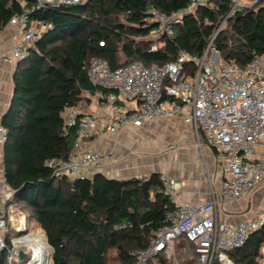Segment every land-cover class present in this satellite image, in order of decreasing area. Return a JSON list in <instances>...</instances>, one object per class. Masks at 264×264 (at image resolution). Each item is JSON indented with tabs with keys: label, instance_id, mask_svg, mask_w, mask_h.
Masks as SVG:
<instances>
[{
	"label": "trees",
	"instance_id": "obj_1",
	"mask_svg": "<svg viewBox=\"0 0 264 264\" xmlns=\"http://www.w3.org/2000/svg\"><path fill=\"white\" fill-rule=\"evenodd\" d=\"M189 2L86 0L56 6L39 5L37 0H0L2 28L25 8L32 9V21L44 25L16 65L12 98L0 125L7 136L4 176L29 221L44 230L46 241L53 246L54 264H108L113 250L119 264H136L135 253L147 248L154 233L169 223L167 214L173 202L163 190L161 172L127 179L102 172L92 177L56 178L46 162L52 157L66 158L75 148L77 130L65 124L63 111L77 105L84 92L106 95L112 91L91 81L88 69L93 57L104 58L115 68L137 59L162 66L182 50L194 56L204 53L230 11L231 0H212L197 8L171 36L153 40L151 29L144 27L152 4L172 12ZM213 46L223 59H234L240 65L249 63L255 53L264 54V0L237 10ZM185 242L195 247L182 235L175 240L174 251L176 245L178 251L183 249ZM263 246L264 224L230 252L232 264H259ZM6 255V251L0 253V264H8ZM167 257L159 253L146 264L166 263ZM178 257L180 264L201 261L197 250ZM212 264L221 263L215 259Z\"/></svg>",
	"mask_w": 264,
	"mask_h": 264
},
{
	"label": "built area",
	"instance_id": "obj_2",
	"mask_svg": "<svg viewBox=\"0 0 264 264\" xmlns=\"http://www.w3.org/2000/svg\"><path fill=\"white\" fill-rule=\"evenodd\" d=\"M86 0H37L39 5H70ZM212 0H190L179 10L162 11L151 5L145 14L144 27L151 29L150 38L171 36L186 15ZM258 0H231L232 7L217 26L204 53L194 56L180 51L177 58L162 66L146 64L137 59L112 67L101 57L89 63V77L98 86L112 90L101 94L103 103L111 108V118H99L93 113L79 112L74 106L65 109V124L77 130L73 152L66 158L52 157L46 164L56 178L85 177L84 171L103 170L115 160V154H103L83 147L84 140L93 133L107 131L119 134L129 127H141L157 117H180L190 124L198 137L215 152L221 172L219 189H213L210 199L185 200L180 190L186 181L166 173L161 174L163 190L173 202L167 214L168 224L154 233L147 248L138 250L136 264H146L159 253L171 256L175 240L185 235L196 247L204 264L215 259L232 264L230 252L242 246L249 235L264 224V215L245 217L231 222L224 217L226 205L251 194L264 183V54L255 53L246 65L234 59L225 60L213 46L214 40L227 20L239 9L251 7ZM32 9L14 14L6 27L18 26L17 40L9 51L0 52V63L17 65L28 53L43 26L30 19ZM3 28L0 26V33ZM104 42H101L103 45ZM157 44H154V49ZM191 65V66H190ZM126 102H136L127 108ZM6 129L0 125V142L6 140ZM148 175H141L144 177ZM15 191L3 175L0 183V253L6 251L7 263L22 259L19 250L30 252L17 242L35 233L27 215L17 212ZM11 229L24 233L8 241ZM45 236L38 226L36 236ZM47 239V237H46ZM27 258V259H28Z\"/></svg>",
	"mask_w": 264,
	"mask_h": 264
},
{
	"label": "crops",
	"instance_id": "obj_3",
	"mask_svg": "<svg viewBox=\"0 0 264 264\" xmlns=\"http://www.w3.org/2000/svg\"><path fill=\"white\" fill-rule=\"evenodd\" d=\"M41 23H39L40 25ZM42 25V24H41ZM44 27V25H42ZM18 26H8L0 33V52L9 51L17 40ZM16 65L0 63V119L7 110L13 93V73ZM127 108L136 107V102H126ZM74 107L82 113H93L99 118H111V108L103 103L101 93H83V98ZM70 110V106L66 108ZM146 121L141 127H129L119 134L107 131L101 134L93 133L88 136L83 147L97 150L103 154L113 152L115 160L105 166L103 170L84 171L85 177H92L96 172H102L108 177L127 179L134 176L149 175L152 172H161L184 179L186 186L180 190V197L185 200L210 199L213 189H219L221 172L216 163L214 150L204 141L201 147L194 140L178 136V139L162 142H149L139 135L145 127L157 120ZM173 118V117H169ZM175 118V117H174ZM180 118V117H177ZM182 122L193 130L182 118ZM136 137L140 142L138 148L130 137ZM3 143L0 142V183L4 175ZM264 183L248 196L231 201L226 205L224 217L235 222L245 217L264 215Z\"/></svg>",
	"mask_w": 264,
	"mask_h": 264
},
{
	"label": "rangeland",
	"instance_id": "obj_4",
	"mask_svg": "<svg viewBox=\"0 0 264 264\" xmlns=\"http://www.w3.org/2000/svg\"><path fill=\"white\" fill-rule=\"evenodd\" d=\"M44 28V27H43ZM41 28V29H43ZM143 131L141 135L145 141H149V142H158L159 140H161L162 142H165L172 139L175 140L178 139V136L180 135H185V137L187 138H191L192 140H194L195 144H198V137L196 135V133L194 132V130L190 129L189 127H187L185 125L184 122H182V120L180 118L177 117H173V118H169V117H160L157 120L150 122V124H148L145 127V130H140ZM130 139L132 140V142L134 144H136V146L139 148L140 147V142L137 140L136 137H132L129 136ZM202 141V145L204 143L203 138L201 139ZM262 201H264V196L262 198ZM18 204H22V202H18ZM17 212H24L27 215V211L25 210V208L22 205H17ZM28 219V217H27ZM29 225L30 226H34L33 229L35 231V233L33 234V243H31V241H28L29 245H30V252L32 250V245L35 244V240L39 239L40 237H35L36 236V229L38 228L37 224H34V222H30L28 219ZM24 233L22 232H18L15 229H11L7 235L8 240L13 239V238H17L21 235H23ZM31 237V236H30ZM47 240V239H46ZM22 242H25L22 240ZM47 243L49 244V242L47 241ZM186 246L178 251V247L176 245L175 247V251L174 253L166 258V263H161V262H156V261H152L150 264H180L181 261L179 260L180 254L182 252H186L187 250H191V251H196L195 247L188 243L185 242ZM49 246L52 248L53 250V246H51L49 244ZM54 252V250H53ZM262 253H263V257L260 259L259 264H264V246L262 247ZM109 261L108 264H119L118 259L116 258L117 253L115 250L110 252L109 255ZM188 260H190L188 258ZM17 264H36L34 263V261L32 262L31 259H22L21 262H18ZM52 264H54L53 261V253H52ZM195 264H204L202 263L199 259H197Z\"/></svg>",
	"mask_w": 264,
	"mask_h": 264
},
{
	"label": "bare ground",
	"instance_id": "obj_5",
	"mask_svg": "<svg viewBox=\"0 0 264 264\" xmlns=\"http://www.w3.org/2000/svg\"><path fill=\"white\" fill-rule=\"evenodd\" d=\"M29 235V236H24L21 237L17 240V242H22L23 244H25L30 252V245L28 243V241H31V243H33V237ZM35 237H40L39 239L35 240V244L32 245V250L30 252V259L31 261L36 264H52V253L53 250L52 248L48 245L47 241H46V237L45 236H35Z\"/></svg>",
	"mask_w": 264,
	"mask_h": 264
},
{
	"label": "water",
	"instance_id": "obj_6",
	"mask_svg": "<svg viewBox=\"0 0 264 264\" xmlns=\"http://www.w3.org/2000/svg\"><path fill=\"white\" fill-rule=\"evenodd\" d=\"M61 6H62V5H61ZM19 257H20L21 259H27V258L29 257V254H28L25 250L20 249V250H19Z\"/></svg>",
	"mask_w": 264,
	"mask_h": 264
}]
</instances>
